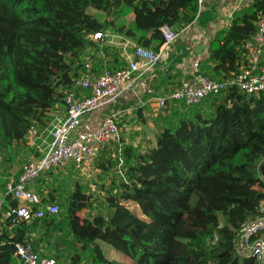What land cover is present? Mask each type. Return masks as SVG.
Returning <instances> with one entry per match:
<instances>
[{
  "label": "trees",
  "instance_id": "trees-1",
  "mask_svg": "<svg viewBox=\"0 0 264 264\" xmlns=\"http://www.w3.org/2000/svg\"><path fill=\"white\" fill-rule=\"evenodd\" d=\"M216 14L212 5L197 17V0H0V150L13 158L0 171L3 191L15 149L32 128L50 127L58 107L66 112V93L91 95L90 89L76 87L77 80L126 66L124 50L93 40L95 33L123 36L159 51L164 27L179 31L194 21L206 27ZM262 16L264 0L235 13L229 28L211 42L208 61L215 67L207 63L201 71L220 80L222 72H238L244 45ZM172 104L167 110L175 122L162 128L149 152L134 146L112 150L109 144L98 152L96 168L104 176L124 161L119 192L108 190L104 204L94 205L76 184L65 201L52 191L42 198L44 205L56 204L58 213L12 228L7 212L18 201L7 196L0 209L6 226L0 230V264H23L16 255L18 242L52 258L48 251L56 264H125L109 259L101 243L133 264H264L241 257L234 245L244 223L261 214L264 92L234 89L198 105ZM63 168L45 172L30 188L48 192L49 178ZM15 173L19 178L21 171ZM90 209L95 213L83 217Z\"/></svg>",
  "mask_w": 264,
  "mask_h": 264
},
{
  "label": "built area",
  "instance_id": "built-area-1",
  "mask_svg": "<svg viewBox=\"0 0 264 264\" xmlns=\"http://www.w3.org/2000/svg\"><path fill=\"white\" fill-rule=\"evenodd\" d=\"M197 1L199 17L207 4L213 0ZM255 1L238 0L231 11L232 17L235 13L250 8ZM163 32L165 43L159 51L132 41L123 48L126 61L124 68L113 73L107 71L99 76L93 73L81 76L76 82V87L90 89V96L77 94L74 90L66 93V112L55 117L51 144L40 158L29 160L23 165L18 179L12 178L7 184L6 195L18 201V204L10 207L7 212L12 227L41 219L48 213H58L56 204L44 205L42 197L30 188L42 174L70 164L90 172L98 152L106 145L120 140V121L123 116L121 111L112 110L91 132L82 130L84 119L96 111L120 103L126 94L134 91L142 77L152 73L156 65L164 60L166 51L175 43L178 34L169 27H164ZM114 36L116 35L97 32L92 38L112 45ZM244 49L245 65L222 80L205 75L201 71V62H195L190 75L182 80L180 86L157 98L159 106L164 108L167 103L172 102H183L188 106L198 105L208 98L234 89L247 94L264 92V16L257 21V31L246 41ZM87 67L91 69L92 65L88 64ZM144 102L142 107L146 105ZM260 212L259 217L244 223L234 238V245L241 257L254 258L264 263V198ZM15 248L16 255L23 264H56L54 259L43 257L30 243L18 242Z\"/></svg>",
  "mask_w": 264,
  "mask_h": 264
},
{
  "label": "crops",
  "instance_id": "crops-1",
  "mask_svg": "<svg viewBox=\"0 0 264 264\" xmlns=\"http://www.w3.org/2000/svg\"><path fill=\"white\" fill-rule=\"evenodd\" d=\"M237 2L238 0L211 1V3L208 4L207 9L210 6L215 5L217 10V14L213 22L205 27V26H201L198 23V21H196L192 25L184 29H181L179 31H176V33L178 34V38H177L178 41H175V43L169 47V49L166 51L164 60L156 65L152 73L142 77L141 80L138 81V83L136 84L134 91L126 94L121 99L120 103L105 107L104 109L96 111L95 113L86 117L84 119L82 130L91 132L92 130L96 129L101 124L103 119L112 110L122 112L123 116L120 121V123L122 124H124V118L127 119L128 117H131L128 115L135 113L137 111L139 112V114H144V115H146L147 113L149 114L154 113L156 112V109H160V108L161 111H164V109H162L163 107L159 106L157 102V98L162 97L163 95H167L169 91H172L176 87L179 77H181V80H184L186 77H188L192 71V67L195 62H201L202 69L208 67L207 63L215 67V64L213 62L208 61L211 42L213 38L216 36V33L218 31L229 28L233 20L231 11L233 10V7L237 4ZM112 41L114 42V44H112L113 46L122 49L124 48V46L128 45V43L132 42L130 39L127 38L125 39L123 36H119V35L114 36L112 38ZM179 41H182L184 48L180 51L179 54L175 52L176 50L172 53L173 46ZM245 63H246V59L243 56V59L240 61V64L238 65L240 67L239 70L242 69ZM262 64L264 65V54L262 57ZM226 68L228 69L229 66L227 65ZM178 71H181L180 76L179 74H177ZM204 72L211 75L213 71L207 69ZM234 73L236 72L233 71L231 72V74L222 72V79H224L225 77H229ZM175 74L178 75V77L176 78L177 81L172 79V75ZM142 102L146 103V105L143 107H142ZM162 113L165 114V112ZM53 123L51 125L52 128H53ZM50 127L44 130L40 128L39 129L36 128L37 129L36 130L35 128H33L35 136L29 138L30 134L28 135L27 149L29 150L30 153L35 155L32 156V158L29 160L40 158L43 155L45 149L51 144L53 140L52 133L50 132V134H45L47 131H49ZM31 136L33 135H30V137ZM96 171L100 172V170H98L97 168ZM12 178L18 179V177H16V174L7 176L6 178L8 181L7 184ZM6 197H7L6 190L3 191V187L0 185V200H1L0 209ZM5 228L6 226L3 224V220L0 219V230L3 232Z\"/></svg>",
  "mask_w": 264,
  "mask_h": 264
},
{
  "label": "rangeland",
  "instance_id": "rangeland-1",
  "mask_svg": "<svg viewBox=\"0 0 264 264\" xmlns=\"http://www.w3.org/2000/svg\"><path fill=\"white\" fill-rule=\"evenodd\" d=\"M211 3V2H209ZM208 3V4H209ZM207 4V6H208ZM207 6L203 12L206 11ZM91 13H96L95 10L90 11ZM131 18L129 17V20ZM178 41V40H176ZM184 48L182 41H179L173 46L172 53L175 51L177 54L180 53V51ZM96 51L92 52L96 53ZM99 57V56H98ZM89 58L93 57L89 56ZM181 77H179L178 83H181L182 80ZM173 89V88H172ZM171 89V90H172ZM171 91H169L170 93ZM168 93V94H169ZM173 103V102H172ZM169 103V104H172ZM175 104L169 105L164 109V111H161L160 109H156V112L154 113H147L139 114V112L132 113L128 116L127 119L124 118V124L120 123L121 128V136L120 140L118 142H114L109 144L107 147L111 148L112 150H116V147H125V146H136L142 153L149 152L152 148L156 146L157 143V137L159 133L161 132L162 128L165 126H172L175 122V119H173L172 112L169 108ZM168 109V110H167ZM162 112H165L163 114ZM57 113L62 114L65 113V109H61L60 107L57 108L55 113L52 114V119L54 121ZM141 115V116H140ZM162 115V116H161ZM52 121V122H53ZM39 129V128H37ZM36 129V130H37ZM52 129V126L49 128V131H47L45 134H50ZM30 135H33L29 138L34 137L35 133L34 130L29 132ZM27 141L21 142L17 148L15 149L14 156L15 161H12V166L10 167L11 175L15 172H19L22 170L23 165L32 158V156H35L34 154L30 153L27 149ZM7 151L0 150V171L4 170L8 166H3L5 160L9 159V162L11 161L12 156L7 155ZM124 161H122L119 165H114L111 172L104 176L101 174V172L96 171V162L90 172L83 171L73 165H68L64 167L63 169L58 170L55 172V174L49 178V190L43 191L42 194L36 192L42 197L45 198L47 195H49V192H53L55 196L60 197L61 201H65L66 197L75 189L76 184H80L84 189H86L87 194L90 195L91 199L95 203L94 205L99 206L100 204H104L107 191L113 190V194H116L119 192L118 186L120 185L122 179H124V171H122L121 167L123 165ZM16 174V173H15ZM112 193V192H111ZM1 204V200H0ZM134 205V204H133ZM95 206V207H96ZM135 213L138 214L139 217H144L140 208L137 206H134ZM91 212V214L95 213V210L90 209L86 210L82 213L83 217H86L87 214ZM89 215V214H88ZM46 239V238H44ZM54 242V240H53ZM102 250L104 251L105 255L111 259L116 260L118 262H122L125 264H133L132 260H130L127 256L122 254L121 252L113 249L110 245L101 243ZM59 246V250L65 255L70 254L69 251L64 247V245H57ZM46 251V250H44ZM52 258L53 254H50L48 251H46ZM90 257H93L91 254H89ZM69 262V261H66Z\"/></svg>",
  "mask_w": 264,
  "mask_h": 264
}]
</instances>
